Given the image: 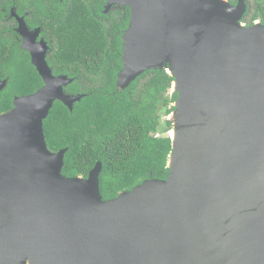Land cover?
Returning <instances> with one entry per match:
<instances>
[{"label":"water","instance_id":"obj_1","mask_svg":"<svg viewBox=\"0 0 264 264\" xmlns=\"http://www.w3.org/2000/svg\"><path fill=\"white\" fill-rule=\"evenodd\" d=\"M113 4L131 11L118 88L147 70L174 78L168 174L107 200L101 161L63 174L67 148H48L44 121L85 94L66 92L74 79L13 10L43 86L0 114V264H264V24L241 22L247 0Z\"/></svg>","mask_w":264,"mask_h":264},{"label":"trees","instance_id":"obj_2","mask_svg":"<svg viewBox=\"0 0 264 264\" xmlns=\"http://www.w3.org/2000/svg\"><path fill=\"white\" fill-rule=\"evenodd\" d=\"M236 2L237 0H229ZM241 20L247 26L260 20L264 24V0H255ZM105 0H0L8 12L11 6L19 13L28 12V26H40L42 34L55 41L49 56L53 72L73 78L67 93L85 96L71 111L55 101L44 121L48 148L57 152L67 148L63 174L87 177L97 161L101 194L105 200L129 191L146 179L166 178L172 140L167 134L170 114L177 92L165 96L174 78L167 70H147L129 87L117 86L122 69L124 31L131 18L130 8L121 11L119 21L103 20ZM248 6V3H247ZM3 13V12H2ZM3 13V14H4ZM15 45L14 39L0 38V78L8 79L0 92V114L13 107L18 95L32 94L43 80L30 55ZM6 77V78H4ZM99 82V86L79 89V78Z\"/></svg>","mask_w":264,"mask_h":264},{"label":"flooded vegetation","instance_id":"obj_3","mask_svg":"<svg viewBox=\"0 0 264 264\" xmlns=\"http://www.w3.org/2000/svg\"><path fill=\"white\" fill-rule=\"evenodd\" d=\"M106 3H107V0H105V3L102 6L103 20H104V22H106L109 25V24H111L114 21H119L120 15H121V11L122 10L124 11L127 7H123L121 5L113 4L108 9V11L105 12V5H106ZM231 3L232 4H236L237 1L234 2V3L233 2H231ZM247 3H248V7L251 8L250 1L249 0H247ZM13 10L18 15V17H23L24 20H25V22L27 23L26 16H27L28 12L19 13L18 10H17V7L11 6L8 9V12L7 13H4L5 12V9L4 8H1V11H0V38L2 36L6 40L13 38L14 39V43H15V45L13 46V48H15V46H17L20 49H24L22 47V41H23V39H22L21 35L17 32V28H18V25H19L18 17L16 15H14V13L12 12ZM27 26H28V23H27ZM28 28L30 30H35L37 28H40L41 29V31L39 33V36L37 38V41H40L41 39H44L48 43L49 50H48V53H47V61H48L49 65H50V67L52 68L51 62L49 61L50 60L49 56L51 54L50 52H51L52 47L55 45L54 39L49 34L43 35L42 34V28L40 26H35V27L28 26ZM28 54L30 55L29 52H28ZM30 59H31V56H30ZM53 74L54 75H59V74H55L54 72H53ZM4 78H6V77H4ZM98 83L99 82H97V81H90V80H87V79H84L83 77H81V78H79L77 88H79L81 90V89H87V88L97 87V86H99Z\"/></svg>","mask_w":264,"mask_h":264},{"label":"rangeland","instance_id":"obj_4","mask_svg":"<svg viewBox=\"0 0 264 264\" xmlns=\"http://www.w3.org/2000/svg\"><path fill=\"white\" fill-rule=\"evenodd\" d=\"M250 1V5H251V8H252V10L254 9V7L256 6V2H255V0H249ZM173 93V87H171L168 91H167V93L165 94V96H171V94ZM170 116L168 115V114H166V113H162V120H164V121H170ZM156 134H158V135H167V134H165V133H163L162 132V130H160L159 132H157Z\"/></svg>","mask_w":264,"mask_h":264},{"label":"bare ground","instance_id":"obj_5","mask_svg":"<svg viewBox=\"0 0 264 264\" xmlns=\"http://www.w3.org/2000/svg\"><path fill=\"white\" fill-rule=\"evenodd\" d=\"M175 86H176V85H175ZM170 133H171V135L174 136V138H175V131L172 130V131H170Z\"/></svg>","mask_w":264,"mask_h":264},{"label":"built area","instance_id":"obj_6","mask_svg":"<svg viewBox=\"0 0 264 264\" xmlns=\"http://www.w3.org/2000/svg\"><path fill=\"white\" fill-rule=\"evenodd\" d=\"M245 24V23H244ZM246 25V24H245ZM156 136H159L158 134H156Z\"/></svg>","mask_w":264,"mask_h":264}]
</instances>
